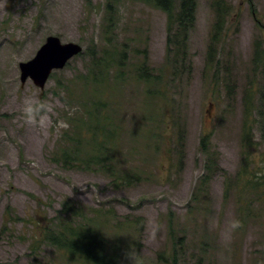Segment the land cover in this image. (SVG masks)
<instances>
[{"label": "rangeland", "instance_id": "obj_1", "mask_svg": "<svg viewBox=\"0 0 264 264\" xmlns=\"http://www.w3.org/2000/svg\"><path fill=\"white\" fill-rule=\"evenodd\" d=\"M194 1V24L176 55L165 14L139 0H0V264H65L58 250L30 248L34 226L58 216L65 198L81 205L115 248L113 264H264V115L245 116L247 98L256 102L264 86L255 58L264 48V0H222L228 11L213 44V0ZM48 36L82 53L42 89L21 84L19 63L31 60ZM107 51L119 69L95 88L90 79L101 78L95 64ZM138 65L160 82L156 99L153 84L151 94L134 80L113 84L116 71L127 77ZM25 99L52 107L37 116L45 117L43 127L23 123ZM94 104V115L115 120L120 147L112 153L119 152L130 180L113 182L52 159L65 145L69 122ZM151 132L168 142L154 148ZM203 134L210 135L205 153ZM149 220L160 225L154 240L145 230ZM234 220L242 227L233 230ZM132 250L133 262L126 258Z\"/></svg>", "mask_w": 264, "mask_h": 264}, {"label": "trees", "instance_id": "obj_2", "mask_svg": "<svg viewBox=\"0 0 264 264\" xmlns=\"http://www.w3.org/2000/svg\"><path fill=\"white\" fill-rule=\"evenodd\" d=\"M139 1L165 14L168 24V46L172 45L173 48H175L176 55L183 54L187 31L191 29L194 24L195 1ZM211 8L216 14V21L212 27L211 42L213 44L217 35L222 31L225 23L224 17L228 9L227 5L222 0H213ZM111 16V5L109 4L105 12V22L107 26H105L104 30L107 32L111 29ZM211 42L209 53L213 47ZM255 58L259 59L261 63V72L264 78V48L261 55H257ZM111 59L113 58L110 52L107 51L106 56L101 57L102 61L95 64V68L98 69L97 72L101 74L100 79H90L95 88H98L105 82L103 77L109 74V71L119 69L117 66L112 67L113 62ZM172 72L174 73V65H172ZM130 73H132L133 77ZM124 80H134L135 82L145 85L147 87L146 94L152 93L148 88V84H153L155 99L158 96L160 82H157V78H155L152 73H149L139 65L129 72L127 77L122 75L121 71H116L112 76L113 84H122ZM84 86L87 87V84ZM162 92H164L163 95H166V90L164 88H162ZM98 103L106 104L105 102L102 103L100 100H98ZM92 110L87 109L85 117H77V119L74 118L69 122V129L71 130L69 135L64 134L66 141L65 145L56 149L52 159L58 164L66 165V169L78 168L84 171H98L106 174L112 178L113 182L116 180L125 182L126 180L132 179L127 177V172L120 168L122 161L119 159V152H117V155H113L112 153V150L120 147L117 146L115 148L114 145V139L118 133L116 131L117 126L115 120L112 117H99V111L94 115L93 112L97 110L95 104ZM255 112L258 115H264V86L262 91H259L256 102L255 100H251L250 96L247 98L245 116L247 117V115H252ZM89 113L92 117H89ZM252 116L254 117V115ZM242 129L243 148L248 149L250 146V138H248V136L250 135L251 129L246 122L243 123ZM155 134L156 132L149 133L150 136H153V140L156 143V145L153 146L154 148L168 142L164 134ZM209 140V134L201 135L199 139L200 151L204 153L207 152ZM178 143L179 140L177 141V144ZM206 168L209 169L210 167L206 166ZM207 181L208 177L205 174L199 181V188L201 190L207 185ZM261 183L264 184V178ZM83 210V207L77 202L65 198L62 201L58 216L50 218L42 225L36 224L34 226L35 232L33 233L30 245L31 252L35 253L41 246L46 245L54 250H58L61 256L66 259L65 264H75L79 261L84 264H113V262L116 261L114 259L115 248L103 242L98 232L93 229L92 220L87 219L89 215L87 214L88 217L86 219L82 215ZM161 258L164 260V256H161Z\"/></svg>", "mask_w": 264, "mask_h": 264}, {"label": "water", "instance_id": "obj_3", "mask_svg": "<svg viewBox=\"0 0 264 264\" xmlns=\"http://www.w3.org/2000/svg\"><path fill=\"white\" fill-rule=\"evenodd\" d=\"M81 51L77 44L62 43L56 36L46 37L31 60L19 63L21 84L29 80L42 89L53 71L62 69Z\"/></svg>", "mask_w": 264, "mask_h": 264}, {"label": "clouds", "instance_id": "obj_4", "mask_svg": "<svg viewBox=\"0 0 264 264\" xmlns=\"http://www.w3.org/2000/svg\"><path fill=\"white\" fill-rule=\"evenodd\" d=\"M53 111L52 107L48 102L41 99L38 103H33L31 99L24 100V107L22 110L23 123L26 125H36L39 124L41 127L45 124V117L41 116L40 120L37 121V116H40L41 113L51 112ZM50 120V118H48ZM242 227L241 222L239 220H234L231 223V228L233 230ZM146 232L148 233L149 239H155L157 232L160 230V225L153 220H149L146 225ZM136 253L134 250L126 253V258L135 261Z\"/></svg>", "mask_w": 264, "mask_h": 264}]
</instances>
